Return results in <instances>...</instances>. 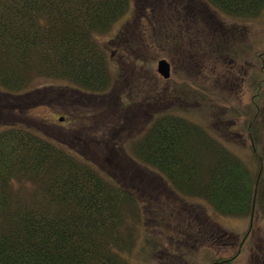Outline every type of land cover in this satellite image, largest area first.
Here are the masks:
<instances>
[{
    "label": "trees",
    "instance_id": "trees-1",
    "mask_svg": "<svg viewBox=\"0 0 264 264\" xmlns=\"http://www.w3.org/2000/svg\"><path fill=\"white\" fill-rule=\"evenodd\" d=\"M132 10L137 20L128 23L124 37H117L121 51L153 46L178 54L185 68L195 69L201 78L175 94L157 85L147 88V105L172 101L171 95L208 106L206 86L211 80L220 86V72L206 77L203 54L216 61L243 60L247 31L229 26L224 17L254 20L264 11V0H0V107L6 97L29 95L40 79L70 83L78 94L106 97L115 84V68L98 35L108 33ZM179 18L197 25L192 43L186 41L189 27H170ZM138 22L147 26L142 25L141 43L134 45L128 37ZM200 28L222 42L208 50L198 46ZM180 46L186 49L180 51ZM189 48L194 56L186 63L183 56ZM135 62L140 64L138 58ZM228 68L237 75L242 70ZM7 111L0 120V264H131L129 255L138 240L142 237L145 243L149 238L145 206L129 188L105 176L95 159L80 155L43 123L17 121ZM78 118L77 127L86 117ZM255 138L253 151L260 166L256 172L207 127L171 112L154 116L132 143L138 163L157 172L177 194L203 200L222 216L249 219L243 237L206 217L195 219L201 226L197 235L182 229L185 239L179 243L220 251L210 264H234L246 246L251 248V264H264V245L260 253L253 233L256 223L264 220V160ZM168 240L174 245L172 237ZM169 261L164 264H188L177 256Z\"/></svg>",
    "mask_w": 264,
    "mask_h": 264
},
{
    "label": "rangeland",
    "instance_id": "rangeland-1",
    "mask_svg": "<svg viewBox=\"0 0 264 264\" xmlns=\"http://www.w3.org/2000/svg\"><path fill=\"white\" fill-rule=\"evenodd\" d=\"M134 12L130 11L113 25L108 33L98 35L100 42L102 41V45L108 51L109 58H112L111 65L115 68V84L106 97L78 94L71 89L73 85L70 83L40 79L32 86L29 95L20 99L6 97V105L0 107V120L6 119L3 111L8 110L7 112L11 111L16 118L14 120L43 123L49 131L66 139L67 145L79 151L80 155L95 159L98 164L96 167L105 176L109 174L122 187L131 190L138 198L137 201L145 206V217L150 221L147 226L143 223V229L146 226L145 230H148L146 238H149L145 243L142 237L138 240V246L129 255L131 264H164L171 256H177L179 261L181 257L185 258L188 264H210L211 258L218 256L220 251L195 249L190 248V244L179 243L185 239L181 235L182 229L192 236L197 235L201 226L195 219L206 217L223 229L243 237L250 226L249 219L222 216L203 200L177 194L157 172L138 163L132 150V143L146 131L148 121L154 116L171 112L207 127L211 134L219 137L252 171L256 172L260 166L254 156L251 137H259L255 138V142L259 156L264 160V72H261L264 71V57L260 59L261 55L264 56V11L258 18L247 22L224 17L229 26L235 25L247 31L245 36L247 54L243 60L239 58L232 61L225 59L216 61L214 57L206 58V54H203L207 60L202 63L206 68L203 72L206 77L211 75L214 77L215 74L217 76L220 72V86L212 80L206 86L209 94L208 106L194 103L190 97H188L190 102L187 103L183 98L170 95L168 100L172 101L150 107L145 102L148 96L147 88L152 89L157 85L160 90L175 94L177 89L184 88L183 85L195 84L201 78L195 69L185 68L178 54L155 50L153 46L150 49L135 47L123 50L128 53L121 51L117 37L121 36L128 23L135 18L137 20ZM178 20L170 27L172 30L189 27L191 36L187 33L186 41L188 44L192 43L197 25L187 18L188 22H185L184 18ZM143 24L147 26L138 22L134 35L128 37L134 45L135 41L141 43L139 31L141 32ZM199 31L201 38L198 37L200 42L197 45L202 48L208 50L209 47H216L222 42L205 28H200ZM182 49L186 48L180 46V51ZM193 52L194 50L189 48L184 53L186 63H190L194 56L191 55ZM201 52L205 53L202 50ZM131 57L138 58L140 64L135 62V66L133 63L135 59ZM163 59L172 67L169 80H164L157 72L158 62ZM229 65L237 69L243 67V71L237 75L228 68ZM193 67L198 69L196 65ZM213 69L218 72L215 73ZM136 83L139 85L138 90ZM145 95L147 96L144 97ZM176 100L180 102L177 101V104ZM175 105L178 108L173 110ZM89 115L92 116L89 118ZM81 116L86 118L79 120L77 127L75 120ZM172 216H176L177 227L172 222ZM171 222V230L166 235V227ZM253 233L254 245L260 250L261 245H264L263 219L256 223ZM170 237L174 240V245L168 242ZM154 238L157 239V246L158 242L160 243L159 248L155 247ZM250 249L246 246V251L234 264H251ZM231 253L228 252L226 256H231ZM172 259L176 260V257Z\"/></svg>",
    "mask_w": 264,
    "mask_h": 264
},
{
    "label": "water",
    "instance_id": "water-1",
    "mask_svg": "<svg viewBox=\"0 0 264 264\" xmlns=\"http://www.w3.org/2000/svg\"><path fill=\"white\" fill-rule=\"evenodd\" d=\"M157 72L164 80H169L172 74L171 64L165 59L160 60L157 65Z\"/></svg>",
    "mask_w": 264,
    "mask_h": 264
}]
</instances>
